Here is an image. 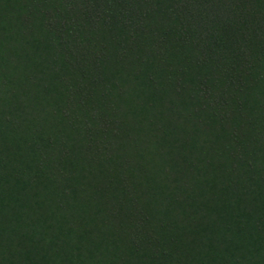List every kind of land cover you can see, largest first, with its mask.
I'll use <instances>...</instances> for the list:
<instances>
[{"label": "trees", "instance_id": "1", "mask_svg": "<svg viewBox=\"0 0 264 264\" xmlns=\"http://www.w3.org/2000/svg\"><path fill=\"white\" fill-rule=\"evenodd\" d=\"M0 264H264V0H0Z\"/></svg>", "mask_w": 264, "mask_h": 264}]
</instances>
